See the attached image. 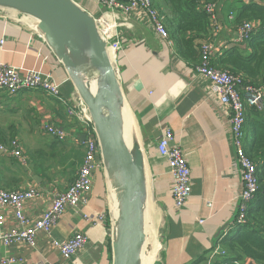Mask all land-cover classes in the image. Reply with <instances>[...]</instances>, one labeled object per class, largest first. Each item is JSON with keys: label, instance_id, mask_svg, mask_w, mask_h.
Returning <instances> with one entry per match:
<instances>
[{"label": "crops", "instance_id": "crops-1", "mask_svg": "<svg viewBox=\"0 0 264 264\" xmlns=\"http://www.w3.org/2000/svg\"><path fill=\"white\" fill-rule=\"evenodd\" d=\"M76 1L90 14L98 13L93 0ZM253 1L264 5V0L223 1L210 41L218 48L214 58L237 46L247 49L237 41L235 19L240 8ZM109 21L116 23L121 41V48L115 53V69L135 123L137 117L145 134L142 143L148 202L152 199V177L156 201L168 214L163 263L196 264L205 258L208 264L214 251L221 249L220 239L236 230L237 219L216 238L221 227L233 219L243 188L232 142L230 109L219 102L196 66L181 58L177 46L156 34L146 15L138 10L119 11L111 14ZM203 43L198 41L200 49ZM0 63L10 66L21 77L35 72L55 84L70 107L76 109L82 101L69 70L47 41L40 22L8 8H0ZM46 126L63 130L67 139L56 140ZM166 129L174 132L192 173L191 197L181 210L174 207L171 175L156 149ZM84 135L83 125L68 114L66 105L58 99L42 91L25 90L12 95L0 90V146L10 148L11 142L17 140L24 158L0 150V188L40 189L42 195L27 201L24 210L31 219L41 217L54 194L65 191L75 181L84 161ZM106 180L105 171L96 172L78 209L67 208L50 235L38 232L35 247L20 242L9 248L0 245V264L7 254L21 264H112L117 191ZM148 210L146 216L152 219L150 235H155L157 249L162 247L158 239L159 221L152 213L153 204H149ZM17 226L16 217L8 211L5 229ZM76 233L83 234L87 242L72 259H66L53 242H64ZM222 257L215 255L214 259Z\"/></svg>", "mask_w": 264, "mask_h": 264}, {"label": "built area", "instance_id": "built-area-1", "mask_svg": "<svg viewBox=\"0 0 264 264\" xmlns=\"http://www.w3.org/2000/svg\"><path fill=\"white\" fill-rule=\"evenodd\" d=\"M97 5V14L92 15L97 23L102 38L107 42L109 50L117 53L121 48V41L116 30V23L109 21L111 14L138 10L146 15L156 34L170 41L169 31L165 24V16L155 8L152 0H93ZM224 0H217L215 4L207 6V13L213 20V26H217L218 9ZM232 19V14L230 15ZM110 27H113L109 30ZM261 28L260 23L246 22L237 27V41L245 42ZM170 43V42H169ZM171 44V43H170ZM218 52V48L204 42L201 46V61L195 67L200 76L209 81L211 90L217 96L219 102L230 109V124L233 137V147L239 166V175L243 188L239 194L238 202H241L237 215V224L246 222L245 214L249 203L253 200L259 189L256 165L247 156L244 150L245 141V117L249 108L264 113V87L246 85L240 76L219 69L212 64V60ZM0 90L16 95L25 90L42 91L63 102L68 114L75 117L84 127L86 136L83 142L84 161L80 167L75 181L63 192H56L48 210L39 218L31 219L25 214L24 206L29 200L37 199L42 195L40 189L9 191L0 188V245L9 248L12 243L20 242L35 247L37 233L40 231L50 235L54 225L63 217L67 208L77 210L78 204L91 187L96 172L105 171V165L101 155V147L97 137L92 117L82 100L75 109L70 107L61 97L57 86L35 72H30L21 77L10 66L0 63ZM46 131L58 141L67 139V133L63 130L46 126ZM10 148L0 146V150L9 152L15 158L24 160L21 146L14 140ZM156 149L159 156L166 161L171 175V194L174 207L181 210L189 201L192 193L191 168L185 158L182 147L176 143V137L172 130L166 129L157 141ZM11 212L17 219L18 226L5 229L6 213ZM87 218L86 215H84ZM88 221V219H86ZM87 242L83 234L76 233L64 242L54 241V246L60 250L66 259H72L79 250L85 247ZM224 255L222 251H214L208 264H216L214 256ZM1 264H21L19 259L7 254L1 259ZM45 264H57L47 261Z\"/></svg>", "mask_w": 264, "mask_h": 264}, {"label": "water", "instance_id": "water-1", "mask_svg": "<svg viewBox=\"0 0 264 264\" xmlns=\"http://www.w3.org/2000/svg\"><path fill=\"white\" fill-rule=\"evenodd\" d=\"M0 8L39 21L47 41L69 70L92 117L107 181L117 191L112 264H144L149 196L146 153L140 141L130 143L127 139L124 120L127 100L95 18L76 0H0ZM85 139L84 135L82 141ZM240 204L216 238L234 224ZM148 264L164 263L157 256Z\"/></svg>", "mask_w": 264, "mask_h": 264}, {"label": "trees", "instance_id": "trees-1", "mask_svg": "<svg viewBox=\"0 0 264 264\" xmlns=\"http://www.w3.org/2000/svg\"><path fill=\"white\" fill-rule=\"evenodd\" d=\"M153 5L165 16L170 40L177 46L185 61L197 66L201 60L198 41L210 42L213 20L207 6L217 0H152ZM260 23L257 33L244 43L222 51L213 58V66L238 75L246 85L264 87V5L256 2L244 4L238 11L235 23ZM240 43V44H242ZM249 51V52H248ZM244 150L256 165L259 189L249 203L244 224H235L236 230L220 239L225 253L216 264H264V113L249 108L245 117ZM236 221V220H235ZM236 223V222H235ZM159 251L155 254L158 255ZM219 255V256H220ZM201 258L196 264H206Z\"/></svg>", "mask_w": 264, "mask_h": 264}, {"label": "rangeland", "instance_id": "rangeland-1", "mask_svg": "<svg viewBox=\"0 0 264 264\" xmlns=\"http://www.w3.org/2000/svg\"><path fill=\"white\" fill-rule=\"evenodd\" d=\"M114 60H115V55L112 57ZM136 117V116H135ZM124 120H125V133H126V136H127V139L129 140V142L131 143L133 140H137V141H140L141 144H143L142 142V138L144 139L145 137V134L142 130V126H141V122L140 120L136 117V125H130L128 124L125 116H124ZM137 128H133V127H136ZM140 135V137H139ZM106 179H107V169H106ZM107 181V180H106ZM108 183V182H107ZM149 184L151 185V188L150 190L152 191L151 193V200L149 202H147L148 204V208H149V204L152 205L153 204V207H154V211H152V213H155L156 215V219L157 221H159V226H158V239L162 245L161 247V250L159 251L158 255H156L155 253L152 255L151 253V256L154 257V256H158L161 261L164 262V259H165V255H164V251H163V248H164V242H165V225H166V222L168 221L167 219V211L163 208V206L158 203L156 201V198H155V195H154V181L151 177V179L149 180ZM109 185V183H108ZM148 211V210H147ZM146 225H147V216L145 214V228H146ZM146 231V230H145ZM157 241H156V238H155V235L154 234H151L150 237H149V246L148 248L150 250H155L156 248H154V246L156 245Z\"/></svg>", "mask_w": 264, "mask_h": 264}, {"label": "bare ground", "instance_id": "bare-ground-1", "mask_svg": "<svg viewBox=\"0 0 264 264\" xmlns=\"http://www.w3.org/2000/svg\"><path fill=\"white\" fill-rule=\"evenodd\" d=\"M111 28H113V27H110L109 30ZM109 54L111 56L112 61L115 63V60L112 58L115 55L114 52L112 50H109ZM124 111H125V118H126L128 124H130L131 126L132 125H136L135 120H134L133 115H132V112L129 109V105H128L127 102H124ZM133 128H137V127H133ZM148 194H149V187H148ZM148 198H149V196H148ZM148 209L149 208H148V204H147L146 211ZM149 211L150 210H148L147 213H149ZM151 220H152L151 218H148L147 217V225H146V228H145V230H146V232H145V234H146V240H145V243H144V256H143L144 257L143 258V263L144 264H148V263L152 262L157 257V256L152 257L150 253H152V252H158V251L161 250V247H159V248H157L155 250H150L148 248V246H149V237H150V232H151L150 230L152 229Z\"/></svg>", "mask_w": 264, "mask_h": 264}]
</instances>
